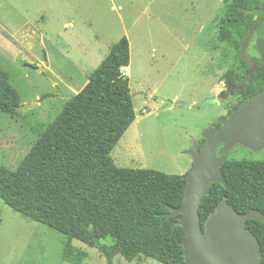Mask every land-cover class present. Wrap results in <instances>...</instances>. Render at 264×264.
<instances>
[{
	"label": "rangeland",
	"instance_id": "374dc122",
	"mask_svg": "<svg viewBox=\"0 0 264 264\" xmlns=\"http://www.w3.org/2000/svg\"><path fill=\"white\" fill-rule=\"evenodd\" d=\"M34 1L40 15L47 17L44 27L48 35L83 67L87 78L110 47L127 38L129 75L126 70L124 76L129 80L135 120L111 152L117 167L187 174L192 167L186 153L191 139L202 140L203 131L217 125L232 99L197 112L170 107L152 97L199 107L202 101L217 96L221 75L238 70L244 55L259 58L254 38L241 44L240 53L218 40L221 28H229L225 11L231 0ZM50 62L52 71L63 79L59 59L51 55ZM2 67L21 97V106H26L13 115L0 112V166L15 170L62 111L65 102L59 96L75 94L67 95L70 91L63 82L47 70L45 76L29 64L6 62ZM80 86L78 81L72 89ZM43 95L51 96L39 101ZM65 242L62 234L23 218L0 199V264H70L62 258ZM72 244L87 252L84 264H106L96 249L79 241ZM113 264L160 263L115 257Z\"/></svg>",
	"mask_w": 264,
	"mask_h": 264
},
{
	"label": "trees",
	"instance_id": "16d2710c",
	"mask_svg": "<svg viewBox=\"0 0 264 264\" xmlns=\"http://www.w3.org/2000/svg\"><path fill=\"white\" fill-rule=\"evenodd\" d=\"M260 3L231 0L225 11L229 28H221L218 40L240 53L247 35L262 22ZM129 61L130 45L122 37L88 75L85 87L65 102L18 167L0 166V199L23 218L65 236L62 258L70 264H84L88 258L73 241L96 249L106 264H113L115 257L186 264L180 246L184 233L180 227L172 232L179 216L163 222L170 208L181 206L183 176L117 167L111 157L135 120L129 80L122 72ZM257 75L252 82H263ZM21 104L9 74L0 67V112L16 114ZM221 171L226 186L210 185L198 210L202 226L224 200L239 214L252 209L264 214V162L227 161ZM246 227L260 243L264 264V223L249 220Z\"/></svg>",
	"mask_w": 264,
	"mask_h": 264
},
{
	"label": "water",
	"instance_id": "95a60500",
	"mask_svg": "<svg viewBox=\"0 0 264 264\" xmlns=\"http://www.w3.org/2000/svg\"><path fill=\"white\" fill-rule=\"evenodd\" d=\"M258 48L261 62L264 63L262 41L258 42ZM59 98L67 102L72 96H59ZM156 99L170 107L183 106L197 112L206 105L219 103L216 97L202 101L199 107ZM19 108L24 109L26 106ZM235 133L238 141L244 145L252 148L264 146V90L243 101L233 110L215 135H212V127L206 128L202 137L207 143L201 149L198 148V141L191 139L189 156L192 167L183 176L186 185L181 206L170 208V212L164 215L163 220L166 222L174 216H179L172 226V232L176 227H180L184 233L180 246L186 264H261L260 243L246 224L249 220L264 223L262 212L252 209L245 214H239L224 200L217 205L202 226L198 211L203 197L209 193L211 184L219 183L226 186L221 171L225 155L218 156L215 146L217 142L227 140Z\"/></svg>",
	"mask_w": 264,
	"mask_h": 264
},
{
	"label": "crops",
	"instance_id": "0c3cea01",
	"mask_svg": "<svg viewBox=\"0 0 264 264\" xmlns=\"http://www.w3.org/2000/svg\"><path fill=\"white\" fill-rule=\"evenodd\" d=\"M41 12L34 0H0V67L3 69L2 64L6 62L12 65L24 63L35 66L30 68H36L35 71L42 75L47 70L63 82L70 91L67 95L77 94L88 82L86 72L48 35L44 27L47 17L40 15ZM93 42L98 43V40ZM51 55L63 65V79L52 71ZM78 81L80 88L73 90Z\"/></svg>",
	"mask_w": 264,
	"mask_h": 264
},
{
	"label": "flooded vegetation",
	"instance_id": "af4514ba",
	"mask_svg": "<svg viewBox=\"0 0 264 264\" xmlns=\"http://www.w3.org/2000/svg\"><path fill=\"white\" fill-rule=\"evenodd\" d=\"M258 17L262 18V22L258 30L248 34L243 43L246 45L247 42H251L254 38L255 48L259 54V58H255L249 54H246L242 57V62H240V67L238 70H227L221 75L219 83L222 85V88L219 90L217 96L213 97L218 98L219 101H227L230 98L232 99V104L231 107L223 113V116L218 117L217 125L212 127V135L217 133L223 122L228 120L233 110H235L243 101L264 90V81L261 83H255V81H259L255 80L252 82L259 69L260 71L258 72L257 77L264 78V63L261 62V55L258 50V42L262 41L264 44V0H261ZM243 47H241V50ZM206 78L209 81V77L206 76ZM240 81L241 84L239 85ZM260 87L262 88L260 89ZM152 99H156L155 96L152 97ZM249 127L250 125L247 126V128ZM197 141L199 149H201L207 143L206 139L204 138ZM189 150L186 151L188 155ZM215 152L220 157L225 155L224 163L227 161L264 162V146L261 148H252L250 146L244 145L238 141L236 133L230 136L227 140H221L217 142L215 146Z\"/></svg>",
	"mask_w": 264,
	"mask_h": 264
},
{
	"label": "built area",
	"instance_id": "2783aa9c",
	"mask_svg": "<svg viewBox=\"0 0 264 264\" xmlns=\"http://www.w3.org/2000/svg\"><path fill=\"white\" fill-rule=\"evenodd\" d=\"M123 70H124V71H123ZM123 70H122V72H123V75H126V72H125V71H126V69L124 68Z\"/></svg>",
	"mask_w": 264,
	"mask_h": 264
},
{
	"label": "bare ground",
	"instance_id": "6f19581e",
	"mask_svg": "<svg viewBox=\"0 0 264 264\" xmlns=\"http://www.w3.org/2000/svg\"><path fill=\"white\" fill-rule=\"evenodd\" d=\"M126 70H127V72H128V75H129V68H125Z\"/></svg>",
	"mask_w": 264,
	"mask_h": 264
}]
</instances>
